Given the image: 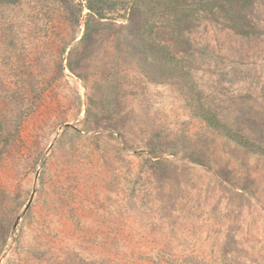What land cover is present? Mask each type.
<instances>
[{
    "label": "rangeland",
    "instance_id": "rangeland-1",
    "mask_svg": "<svg viewBox=\"0 0 264 264\" xmlns=\"http://www.w3.org/2000/svg\"><path fill=\"white\" fill-rule=\"evenodd\" d=\"M211 118L264 150V0H0V264H264Z\"/></svg>",
    "mask_w": 264,
    "mask_h": 264
},
{
    "label": "trees",
    "instance_id": "trees-1",
    "mask_svg": "<svg viewBox=\"0 0 264 264\" xmlns=\"http://www.w3.org/2000/svg\"><path fill=\"white\" fill-rule=\"evenodd\" d=\"M236 17H237V19H242V17H240V16H236ZM233 27L236 31L241 32V33H248L249 32V30H246V28H245L246 26H244V25H242V26H236L235 25ZM209 121L213 126L226 130L229 137L234 142H236L238 145H240L244 148H247V149H259L262 152L264 151L263 148H260V147L256 146L255 144L251 143L247 138H245L244 136L240 135L237 132H234V131L228 129L226 126H224L223 124H221L217 120L211 118Z\"/></svg>",
    "mask_w": 264,
    "mask_h": 264
},
{
    "label": "water",
    "instance_id": "water-1",
    "mask_svg": "<svg viewBox=\"0 0 264 264\" xmlns=\"http://www.w3.org/2000/svg\"><path fill=\"white\" fill-rule=\"evenodd\" d=\"M34 195H35V192L33 193V195H32V197H31V199H30L28 205L26 206L25 211H27V210L29 209L30 205L32 204V200H33V198H34ZM18 221H19V220H18ZM17 223H18V222H17ZM16 225H17V224H16Z\"/></svg>",
    "mask_w": 264,
    "mask_h": 264
}]
</instances>
